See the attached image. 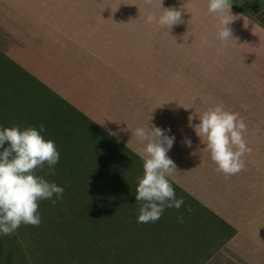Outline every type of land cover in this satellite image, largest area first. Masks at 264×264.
<instances>
[{
	"label": "crops",
	"instance_id": "obj_1",
	"mask_svg": "<svg viewBox=\"0 0 264 264\" xmlns=\"http://www.w3.org/2000/svg\"><path fill=\"white\" fill-rule=\"evenodd\" d=\"M1 1L0 124L27 120L141 201L144 211L115 230V252L129 264H264V19L230 0H110L144 3L158 19L163 58L166 50L176 56L169 65L178 71L170 96L176 113L188 116L189 129L215 136L212 150L225 148L219 169L218 154L203 159L192 150L195 170L178 165L170 174L178 180L166 186L168 157L153 144V122L136 121L138 85L122 72V51L132 49L102 41L100 27L88 26L89 11L98 6L103 18L107 0ZM26 4L39 11L45 4L52 36L62 19L66 34L96 37L65 43L60 56L57 42L30 49ZM165 147L170 158L180 156Z\"/></svg>",
	"mask_w": 264,
	"mask_h": 264
},
{
	"label": "rangeland",
	"instance_id": "obj_2",
	"mask_svg": "<svg viewBox=\"0 0 264 264\" xmlns=\"http://www.w3.org/2000/svg\"><path fill=\"white\" fill-rule=\"evenodd\" d=\"M230 1L264 19V11L258 9V6L264 4V0ZM42 7L39 11L34 10L32 4H26L24 38L30 49H39L42 43L57 42L60 56L65 52V43H79L88 37H96L92 34H66L63 28L67 27V23L62 19L57 23L59 31L52 36L49 27L53 26L54 20L43 17L49 12H44L45 4ZM11 8L14 9L12 6ZM97 9L98 6H95L92 11L88 10L95 16L91 20L87 19L88 26L100 27L101 33L103 32L100 35L102 41H116L123 48L132 49V55L128 51H122V72L127 79H135L138 85L140 103L139 112L135 115L136 121L153 122V144L164 148L160 155L168 157L169 163L165 162L166 169L161 172L164 184L170 186L178 180L176 178L173 181L174 178L170 177L171 171L179 170L178 165L184 168L187 164L188 169L195 170L198 163L194 160L192 150L197 152L196 157L201 156L203 159L210 154H218L219 169L221 163L225 164V148L219 146L217 152L215 149L213 151L209 146L210 139L215 136H211L208 130L189 129L193 125L188 123V116L178 115L177 105L172 104L170 96L177 91L178 71L169 65L176 64V56L170 55L166 50L163 58L161 45L166 36L160 32L158 19L147 12L144 3L107 0L100 4L99 14L103 15L101 19L96 17L97 13L94 11ZM0 10H5L1 0ZM158 18L161 19L159 16ZM75 25L81 26L80 21L79 24H70L76 27ZM21 35L20 25V40ZM129 58L138 59V66H125ZM150 108L152 111H149ZM219 133H214L218 139ZM165 146L177 149L180 156L170 158ZM41 151L44 153L45 144L28 128L27 120L22 123L20 118L18 123L0 124V264H124L128 261L115 252L114 240L108 242L110 238L106 237L107 233L89 226L85 207L71 199L70 189L62 187L63 178H57L51 167L47 170L41 168L51 165L52 161L51 158L41 159L38 155ZM231 152L235 158L240 159V148L234 147ZM123 173L129 178L128 165ZM107 177L109 176L106 175V180L138 204L141 202L129 193L128 188L123 189Z\"/></svg>",
	"mask_w": 264,
	"mask_h": 264
},
{
	"label": "trees",
	"instance_id": "obj_3",
	"mask_svg": "<svg viewBox=\"0 0 264 264\" xmlns=\"http://www.w3.org/2000/svg\"><path fill=\"white\" fill-rule=\"evenodd\" d=\"M38 138L45 144L44 153L41 151L38 155L41 159H52L51 165L41 168L47 170L51 167L57 178H63L62 187L70 189L71 199L85 207V213L89 216V226L97 227L98 231L107 233L106 237L110 238L108 242L114 240L117 228L133 222L137 215L144 211L136 200L52 140L43 135H39ZM59 175L61 177H58Z\"/></svg>",
	"mask_w": 264,
	"mask_h": 264
}]
</instances>
